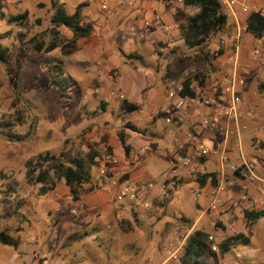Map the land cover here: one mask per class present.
<instances>
[{
    "label": "crops",
    "instance_id": "1",
    "mask_svg": "<svg viewBox=\"0 0 264 264\" xmlns=\"http://www.w3.org/2000/svg\"><path fill=\"white\" fill-rule=\"evenodd\" d=\"M2 1L5 8L7 4L5 0ZM74 1H77V4L72 7L65 3L60 2V4L64 5L69 15L80 10L84 22L92 24L94 31L90 37L79 40L72 54L80 49L90 62L88 64L95 63L109 72L114 66L103 60L105 58L107 60L108 53L106 52L109 51L107 40L121 41V36H124L123 31H119L121 29H125L127 35L129 32L134 37L133 28L139 31L145 29V24L150 26L148 29L150 37L142 44H137V46H144L139 47L141 52L126 56L129 59L140 60L143 67L138 68L134 75H125L123 88H126V92L121 90L117 95V90H114L112 93L113 100L117 101L118 111L124 100L137 104L139 111L124 115L136 123L138 130H127V144L130 146L128 157L123 152L120 142L113 145V158L117 164L110 168V176L120 177L126 174L127 177L137 180L140 184H153L145 181L147 174L145 170L136 167L141 156L152 145L158 156L170 159L172 163L171 170L163 177L162 185L150 188L151 190L149 189L150 191L148 190L147 194L142 197V202L149 203V208L142 205L131 207L119 204L115 200V189L107 182L104 183L107 188L106 186L102 188L100 183L92 194L85 195L81 201H71L75 210L80 211L84 224L93 227L94 224L102 222L104 228L102 231L88 230L83 235L84 243L99 239L104 240L107 245H114V251L119 253V258L113 263L110 261L112 264H172L170 257L177 246L181 244L185 246L188 237L195 231H205L216 235L218 239L219 229L224 227L223 224L235 221L240 204L245 205L246 208L253 207L251 210L264 211V176L255 173L254 170L258 179L249 177L248 173L231 172L236 169V165H240L243 161H250L248 157L239 160L232 155L234 147L243 145L240 137L242 130L258 129L264 133V43L260 40L261 38L248 30L249 21L255 14L253 9L255 7L264 8V0H237V4H234L231 10L222 6L228 20L225 28L211 39L214 42L212 43L215 49L213 52L206 51V49L202 51L190 49L185 46L179 25L184 19L186 10L177 0H124L123 3L119 0H109L110 12L101 9L102 0ZM130 1L135 2L134 6H129ZM243 6L248 7L249 12H243ZM95 12L97 17L91 19V14ZM157 17L159 20L156 19ZM258 26H260L259 22L253 25V28L258 29ZM59 31L60 36L64 37V42H68L73 37L72 32L65 26L60 27ZM60 45L59 39V48H61ZM177 47L181 50L174 51L179 54L189 53L177 58L173 57L174 54L167 55V52H172ZM153 51L155 53L160 51L162 57L151 59L150 53ZM256 51H260V56H254ZM199 56H207L208 62L198 61ZM66 57L68 56L59 60L58 64L61 67L62 64L65 65ZM200 62L206 65L205 71L198 68ZM199 74L202 76L192 85V90L196 92L194 102L190 103L184 111L178 112L184 116L183 122L180 123L175 118L173 124H167V111L174 106L175 102L174 99L168 97L172 83L183 85L187 78ZM235 76L245 80V85L239 87L241 98L239 120L237 123H232L222 119V125L230 126L232 134L225 138L220 129L197 131L199 141L204 142L210 148V156L199 161L193 159L188 166L182 165V162L178 164L179 155L181 158H186L192 149L186 137V131L190 127L196 128L200 113L207 115L212 113L210 108L201 103V98L204 95L205 97L213 96L215 94L213 88L218 82L225 77L234 78ZM155 80L161 83L160 90L155 88ZM116 81L119 80L116 78ZM95 90L90 95H85L84 100L88 101L91 95L100 91ZM121 96H124V100L120 98ZM168 134L174 136V148L170 152L168 149L161 150V145L167 144ZM176 141L187 142L189 149L186 148L179 154ZM260 142L264 143V139L256 143L257 153L255 154L258 157L256 160L260 168L259 172L262 174V169L264 173V150H259L257 144ZM226 147L228 160L223 164L222 150ZM134 154H140L139 161H133ZM250 163L255 169L256 163ZM177 165L180 166L177 170L178 176L173 177L171 172ZM195 171L200 175L216 173L219 180L218 186H213L209 181L205 186L197 188L193 180ZM173 178L180 179L166 183L167 180ZM181 178L186 181L185 186L178 184ZM191 182L194 185L192 193L188 189V186L192 185ZM179 188L184 189L179 191ZM220 188L222 191L217 195ZM107 190H110L112 194ZM247 190L248 196L244 195ZM63 192L67 193V197L71 200L67 186ZM216 196L220 200V205L217 210L213 211L210 205ZM243 196L249 199L250 196L255 197L251 199L252 205L249 202L241 203ZM107 229L113 231H107ZM246 247L249 250L244 254L249 259L255 258L257 255L255 245Z\"/></svg>",
    "mask_w": 264,
    "mask_h": 264
},
{
    "label": "rangeland",
    "instance_id": "2",
    "mask_svg": "<svg viewBox=\"0 0 264 264\" xmlns=\"http://www.w3.org/2000/svg\"><path fill=\"white\" fill-rule=\"evenodd\" d=\"M5 2L7 5L5 4L3 11L7 16H18L26 12L28 15L22 23L0 19V34L8 33L7 37L0 40L2 48L6 49L5 63L0 60V125L4 123L9 125L4 135L0 134V232L6 233L18 243L17 248L0 243V264H112L119 258V253L114 251V245H107L104 240L99 239L84 243L83 235L88 230L104 229L102 222L94 224L93 227L84 224L80 211L73 213L75 208L67 193L63 192L64 184H60L53 192L41 195V185H34L27 180L26 163L46 153L57 156L62 152L86 155L90 150H95L101 154L100 163L105 161L106 156L114 157L112 147L120 142L118 132L127 134V130H132L128 126H134L136 129L138 127L126 116L123 119L119 117L121 111L117 110V101L113 100L112 93L114 90H117L116 94L121 90L126 92V88H123L125 75H134L138 68L143 67L140 60L129 59L126 56L134 52L140 53L139 47L144 46H137L133 35L129 32L127 35V31L121 29L119 31L124 33L121 41L107 40L109 51L106 52L107 60L106 58L103 60L114 66L112 71L101 69L95 63L88 64L90 62L83 55L84 52L78 49L64 59L63 77L59 72H54L53 68V62L59 63V60L64 58L60 48L50 55L30 50L22 60L23 68L17 77L20 49L33 37L42 33H45L43 38L46 43L52 41L49 30L52 26L53 9L51 0H5ZM59 2L70 7L77 4L74 0ZM95 17L96 12L92 13L90 18ZM212 41L210 40L204 48L206 51L215 50ZM66 43L64 37L60 36V46ZM174 50L179 51L181 48L177 47L172 52H167V55L174 54L173 57L177 58L189 53L179 54ZM150 54L151 59L162 57L160 51L159 53L153 51ZM198 68L205 71L206 65L200 62ZM10 77L17 81V91L14 90ZM59 77L68 78L71 82H61ZM116 78L119 81H116ZM155 84V88L160 90L161 83L155 80ZM95 89L100 91L85 101L84 96L90 95L96 91ZM6 134L16 135L21 140L9 138L5 136ZM240 137L243 145L233 148V157L239 160L248 157L250 160L248 163L253 162L257 165L255 147L258 141L264 139L263 131L243 129ZM166 141L167 144L161 145V150L168 149L170 152L174 148V136L168 134ZM257 145L259 150H264V143L260 142ZM155 152L156 149L152 145L136 163V167L143 168L147 173L145 181L153 183L152 188L162 185L163 177L172 167L170 159L158 156ZM241 164L236 165V170L246 174L243 163ZM98 167L99 165L95 166L93 174ZM254 167L252 171L264 176L263 169L260 174L258 165ZM199 175L200 173L195 171L193 180L197 188L201 187L197 182ZM179 179L173 178L170 183ZM191 183L188 189L192 193L194 185ZM178 184L185 186L186 181L181 178ZM100 186L105 188L106 185ZM183 189L179 188V191ZM107 191L112 194L110 190ZM246 192L244 195L248 196V190ZM251 199L255 197L250 196V199L248 197V200H241V203L249 202L252 205ZM238 207L240 209L235 221L224 222V227L219 229L217 245L227 237L241 233L250 235L245 211H250L253 207L246 208L243 204ZM251 231L253 242L250 245L257 248L255 258L249 259L244 254L248 252V247L238 246L225 258L219 257L218 249L217 257L212 263L264 264V218L257 222ZM69 238L70 245L67 247L66 242Z\"/></svg>",
    "mask_w": 264,
    "mask_h": 264
},
{
    "label": "trees",
    "instance_id": "3",
    "mask_svg": "<svg viewBox=\"0 0 264 264\" xmlns=\"http://www.w3.org/2000/svg\"><path fill=\"white\" fill-rule=\"evenodd\" d=\"M183 6L186 10L184 12V19L181 20L179 29L182 35V40L185 46L190 49L203 50L208 42L217 36L226 26L228 16L224 12L220 0H182ZM44 6V5H42ZM51 7L53 9V15L51 19V28L49 32L52 34V41L46 43L43 36L45 33L37 35L29 40L21 49V56L17 59L18 70L16 76L20 74L23 68L22 60L26 58L27 53L30 50H35L39 53L49 54L59 48L60 31L59 28L65 26L68 28L73 37L63 45L60 50L64 56L71 55L77 48L79 40L88 38L93 34L94 28L92 24L83 21L82 12L76 10L73 14L69 15L63 4H60L59 0H51ZM3 1L0 0V19H7L10 22H20L27 18L28 13L18 16H7L4 11ZM263 18L259 14L252 15L248 30L253 34L262 38L263 35ZM259 22L258 29L253 28V25ZM8 33L0 34V40L7 37ZM6 49H3L0 44V60L4 62L6 58ZM198 61L207 63V56H199ZM49 62V61H48ZM53 62V61H52ZM5 63V62H4ZM54 72L58 73L61 77L64 76L63 68L60 64L54 63ZM202 75H194L187 78L183 82L182 97H195V93L192 90V85L195 80H198ZM61 82H71L68 78H60ZM12 86L15 91L18 90L17 81L10 77ZM105 106V104H104ZM121 119L127 113H133L139 111L137 104L124 100L121 104ZM123 113V115H122ZM9 125L7 123L0 125V134L4 135V132L8 130ZM136 131L134 126H128ZM5 136L9 138H16L21 140L16 135ZM118 137L122 149L125 152L126 157L129 156L130 146L127 144V136L125 132H118ZM101 154L97 151H92L86 155L81 153L72 154L71 152H62L60 155H51L49 153L41 154L38 157L29 160L26 163L27 180L32 184L41 185V195L48 194L55 191L61 183L69 188V195L72 202L81 201L85 195L94 192L97 189L99 183L93 179V170L95 166L100 165ZM170 180H167L168 184ZM197 181L201 186H205L209 181L212 185L217 187L219 184L218 175L212 173H206L199 175ZM262 218H264V211H245V219L247 220V228L250 231L248 234H238L235 236L227 237L223 242L218 243L219 257L225 258L230 255L233 250L238 246H249L252 243V231L251 228ZM210 234L202 230H197L191 234L184 246L182 264H213L212 261L217 257V253L211 250ZM78 240V239H77ZM0 243L7 247L17 248L18 243L11 239L6 233L0 232ZM66 245H70V238L66 242Z\"/></svg>",
    "mask_w": 264,
    "mask_h": 264
},
{
    "label": "built area",
    "instance_id": "4",
    "mask_svg": "<svg viewBox=\"0 0 264 264\" xmlns=\"http://www.w3.org/2000/svg\"><path fill=\"white\" fill-rule=\"evenodd\" d=\"M179 4H183L182 0H177ZM120 3H123L124 0H119ZM237 0H220V3L223 7H225L227 10H231L233 8V5L237 4ZM134 1H130L128 4L129 6H134ZM101 9L105 12H110L109 7V0H102L100 3ZM243 12L247 13L249 12L248 7H242ZM253 12L255 14H259L263 20H264V8L263 7H255L253 9ZM159 20V17L156 18ZM264 22V21H263ZM150 26L149 24H145L144 30H136L135 28L132 29V33L135 34L134 39L137 44H142L144 41L150 37V33L148 32ZM264 43V27H263V35L260 39ZM260 51H256L254 53V56H260ZM245 85V80L243 78H238V76H235L234 78H223L220 82L216 84L214 89V95L211 97H202L201 103L207 107L210 108V111L212 112L210 115L207 114H199V121L196 126V128H189L186 132V137L189 139V144L191 145V152L188 154L186 158H181L179 155L178 157V164L182 162V165L188 166L192 163V160L199 161L201 159L208 158L211 154L210 148L202 141H199L197 134V131H203L205 129H220V132L223 134L225 138H228L232 132L230 129V126L222 125V119H226L228 122L237 123L239 120V113L240 107H241V98L239 96V87H242ZM183 92V85L177 83H172V88L168 93V97L170 99H174V106L167 111V118L166 123L167 124H173L175 122V118L178 119L180 123L183 122L184 116H182L181 111H184L188 105L192 102H194V97H182L181 93ZM122 100H124V96L120 97ZM175 112V114H174ZM176 112L178 114H176ZM177 145L179 146V154L181 152H184L185 149H189V146H187V142L181 143L180 141H176ZM227 147L226 149L222 150V162L223 164L228 160V153H227ZM143 152V151H142ZM106 153V152H105ZM106 156L105 161L100 163L99 167L96 169L95 173L93 174V179L97 183H110L111 186L115 189V200L119 204H125L128 206H143L145 208H149V203L142 202V197H144L147 194V191L152 188L153 184L145 185L140 184L137 180H134L132 178H129L126 176V174H122L120 177H111L110 176V168L112 165L116 163V160L114 158ZM140 154H134L133 155V161H139ZM180 166L177 165L172 169V175L173 177L178 176V168ZM243 167L246 170V173H248L249 177L253 179H258L257 176L252 171V166L247 161H243ZM234 172H236V169H233ZM222 191V188H220L217 191V195L220 194ZM248 198L246 196H243V200H247ZM70 203H67L69 205ZM218 205H220V200L218 196H216L213 203L210 205L211 210L215 211L218 208ZM77 211L74 209L73 213L75 214ZM210 241H211V250L214 253L218 252V246H217V238L214 235L210 234ZM183 251H184V245H178L175 252L171 255L170 261L172 264H182V257H183Z\"/></svg>",
    "mask_w": 264,
    "mask_h": 264
}]
</instances>
